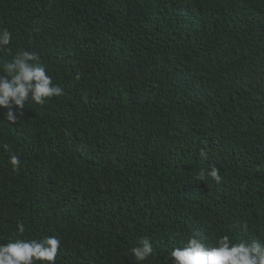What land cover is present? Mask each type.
I'll use <instances>...</instances> for the list:
<instances>
[{
    "label": "trees",
    "instance_id": "obj_1",
    "mask_svg": "<svg viewBox=\"0 0 264 264\" xmlns=\"http://www.w3.org/2000/svg\"><path fill=\"white\" fill-rule=\"evenodd\" d=\"M0 27L64 90L0 123V243L22 222L55 264H137L148 237L168 264L194 230L264 239V0H0Z\"/></svg>",
    "mask_w": 264,
    "mask_h": 264
},
{
    "label": "clouds",
    "instance_id": "obj_2",
    "mask_svg": "<svg viewBox=\"0 0 264 264\" xmlns=\"http://www.w3.org/2000/svg\"><path fill=\"white\" fill-rule=\"evenodd\" d=\"M12 33L6 27H0V110L2 119L9 126L17 124L23 118V109L30 101L35 105L47 103L48 98L63 95L64 90L54 84L48 74L47 65L34 50L20 49L10 55L9 47ZM8 164L12 171L19 170L21 157L10 151L8 145ZM211 177L220 183L219 169L211 166L207 172L201 170L197 180ZM25 225L17 222L15 238L0 243V264H37L47 262L55 264L61 240L55 235H45L40 239L24 238ZM137 264H143L156 255L148 237L142 238L137 246L130 249ZM168 264H264V239L233 241L222 235L209 242L202 231L194 230L187 236L183 246L172 248L167 253Z\"/></svg>",
    "mask_w": 264,
    "mask_h": 264
}]
</instances>
